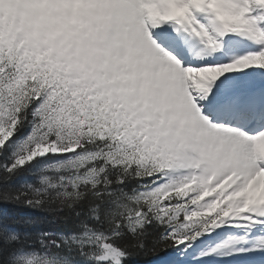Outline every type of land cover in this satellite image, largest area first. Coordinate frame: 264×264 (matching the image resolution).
<instances>
[{
    "label": "snow or ice",
    "instance_id": "obj_1",
    "mask_svg": "<svg viewBox=\"0 0 264 264\" xmlns=\"http://www.w3.org/2000/svg\"><path fill=\"white\" fill-rule=\"evenodd\" d=\"M0 264H264V0H0Z\"/></svg>",
    "mask_w": 264,
    "mask_h": 264
}]
</instances>
